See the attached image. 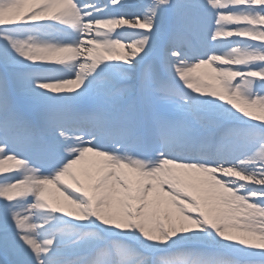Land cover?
Masks as SVG:
<instances>
[{
    "label": "snow or ice",
    "instance_id": "snow-or-ice-1",
    "mask_svg": "<svg viewBox=\"0 0 264 264\" xmlns=\"http://www.w3.org/2000/svg\"><path fill=\"white\" fill-rule=\"evenodd\" d=\"M0 174V264H264V0H0Z\"/></svg>",
    "mask_w": 264,
    "mask_h": 264
},
{
    "label": "bare ground",
    "instance_id": "bare-ground-1",
    "mask_svg": "<svg viewBox=\"0 0 264 264\" xmlns=\"http://www.w3.org/2000/svg\"><path fill=\"white\" fill-rule=\"evenodd\" d=\"M204 70H200L201 73H203Z\"/></svg>",
    "mask_w": 264,
    "mask_h": 264
},
{
    "label": "rangeland",
    "instance_id": "rangeland-1",
    "mask_svg": "<svg viewBox=\"0 0 264 264\" xmlns=\"http://www.w3.org/2000/svg\"><path fill=\"white\" fill-rule=\"evenodd\" d=\"M0 175H2V174H0Z\"/></svg>",
    "mask_w": 264,
    "mask_h": 264
}]
</instances>
